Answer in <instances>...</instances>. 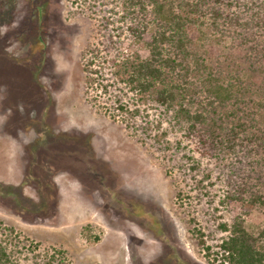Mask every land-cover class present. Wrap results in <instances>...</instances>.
Segmentation results:
<instances>
[{
    "label": "rangeland",
    "instance_id": "374dc122",
    "mask_svg": "<svg viewBox=\"0 0 264 264\" xmlns=\"http://www.w3.org/2000/svg\"><path fill=\"white\" fill-rule=\"evenodd\" d=\"M117 1L0 0V189L11 193L21 183L22 195L31 199L22 204L0 195L1 240L21 264H212L200 239L215 254L230 234L220 225L241 216L264 246V213L222 202L231 157L201 156L167 122L137 135L123 120L132 111L115 108L121 88L129 108L135 101L142 108L140 128L145 117L161 116L152 100L130 99L131 88L115 75L124 60L148 55L127 20L120 21ZM101 39L111 40L99 60L107 71L104 83H113L107 91L87 83L82 64L85 47ZM42 122L78 136L39 149L51 173L42 165L29 168V146L40 139ZM61 149L69 164L52 166ZM39 177L55 186L46 190L47 205L34 212L32 205L42 201Z\"/></svg>",
    "mask_w": 264,
    "mask_h": 264
},
{
    "label": "trees",
    "instance_id": "16d2710c",
    "mask_svg": "<svg viewBox=\"0 0 264 264\" xmlns=\"http://www.w3.org/2000/svg\"><path fill=\"white\" fill-rule=\"evenodd\" d=\"M117 2L123 10L120 21L127 20L133 40L146 46L148 55L124 60L121 68L116 53L110 55L114 65H118L115 75L119 73L122 79L117 78L118 82L121 80L131 88L130 99L152 100L151 106L161 115L153 119L145 117L147 125L140 128L136 116L141 114L142 108L136 101L135 107L129 108L124 99L128 93L119 88L122 93H115V108L132 111V116L123 118L127 127L135 133L139 130L150 133L155 122L160 127L167 122L194 142L201 156L221 157L222 160L231 157L226 178H223L227 188L222 202L238 201L245 206V213H264V0ZM108 42L111 40L92 42L81 53L87 83L106 91L113 83H104L108 79L107 71L105 65L100 66L99 60L108 55ZM112 116L117 118L114 112ZM42 124L38 127L40 139L29 146V168L32 169L33 164L42 165V170L51 173L46 161L41 160L39 149L48 144H58L57 147L68 144L78 136L65 131L54 132L49 124ZM61 151L62 157L56 160L54 154V161H49L52 166L60 161L69 164L68 159H64L63 149ZM191 156L188 159L195 162L194 155ZM210 174L205 176L211 178ZM37 183L42 201L40 206L32 205L34 212L47 205L44 202L46 190H54L55 186L41 178ZM20 186L21 183L13 186L11 193L0 189V195L10 194L17 202H28L31 199H25L29 197L22 195ZM239 218L241 216H236L232 225L227 222L220 225L230 234L222 239L220 250L215 254L204 237L200 239L208 256L214 258L212 264H264V246L256 244L261 237L251 232ZM260 234L264 236V227ZM5 244L0 237V264H21Z\"/></svg>",
    "mask_w": 264,
    "mask_h": 264
}]
</instances>
